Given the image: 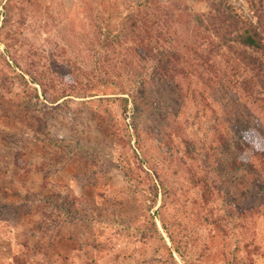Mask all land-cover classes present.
<instances>
[{"label": "rangeland", "instance_id": "1", "mask_svg": "<svg viewBox=\"0 0 264 264\" xmlns=\"http://www.w3.org/2000/svg\"><path fill=\"white\" fill-rule=\"evenodd\" d=\"M222 1L257 23L248 0ZM214 8V0H0V264H21L15 254L28 255L26 264H176L159 235L129 239L138 230L121 218L153 198L124 195L122 165L139 188L158 182L153 211L167 188L162 214L190 261L264 264V175L230 170L232 156L220 150L214 169L203 158L236 114L264 131L251 71L198 24ZM23 152L26 183L15 175ZM211 183L225 192H205ZM43 198L88 216H59ZM102 226L120 240L109 243Z\"/></svg>", "mask_w": 264, "mask_h": 264}, {"label": "trees", "instance_id": "2", "mask_svg": "<svg viewBox=\"0 0 264 264\" xmlns=\"http://www.w3.org/2000/svg\"><path fill=\"white\" fill-rule=\"evenodd\" d=\"M248 1L250 5H252V8H254V12L257 18L256 24L246 20L236 11V9L232 5L222 0H214L216 4V8H214V11H211L205 19L197 16V20L200 26H205L207 29L213 31L218 37L219 43L223 47L228 49V51L237 60L246 64L247 68L251 71L249 82L246 83L248 85L250 83L251 85H254L255 89H257V91H259L264 96V0ZM141 14L146 15L147 13ZM172 56L174 55L172 54ZM222 75L225 76V72ZM5 76L3 75L2 77H0L1 84H3ZM21 77L25 79L23 75H21ZM214 78H217L215 74ZM211 91H213V89H210V93L212 98H215V95H217V93H212ZM43 97L45 101L49 100L48 95L45 91H43ZM36 98L41 101V96L38 93ZM58 102L59 100H57L55 103ZM42 103L45 104V102ZM26 104L28 105L29 102H27ZM212 104L214 105L213 101ZM41 128L44 131L47 129V125L42 124ZM223 130V132H218L219 130L216 129V132L218 133L215 136L216 140H214V143H217V145H214L216 147H214L213 153L209 152L207 157L206 155L203 156L196 148L192 149L191 151L193 145L188 144V154L195 153L197 156H203V158L206 159L205 161L207 162V164L211 163V166L214 169L213 166L217 167V165L222 164V162L217 159V152H219L218 150H220L222 154H229L230 156H232L228 163L230 170L238 172L246 170L248 173H258L256 176L261 174L264 175V139H262V137H264V131L261 128L259 129L252 127L249 122H244L239 116L237 117V114L236 120L229 121V126ZM60 142L64 143L65 141L61 140ZM57 146L60 147L61 145L59 144ZM60 148L62 149V147ZM71 152L73 153V151ZM247 153V159H242L241 157H239L241 154L246 155ZM24 154L25 152L19 153L15 157V164L18 168L15 175L22 182H25L24 179H26L30 174V171L25 169L26 161L22 157L24 156ZM205 161H203V159H200V163L202 162L204 166L206 163ZM122 166L126 182L128 183V185H130L129 188L123 190L124 195L129 193L127 195L138 196L139 194H145V192H148L149 196L153 198L151 204L148 207L141 208V210L136 215H133L132 217L123 216L121 218L122 226L126 228L127 231H132L134 228L138 230L137 233H134L138 237L133 238L131 235H129V239L133 242H144L153 238V235H159V239L171 251V256L175 260L176 264L180 263L176 261L175 254L180 257L184 264H195L189 260L188 249L186 247L187 245L183 244L181 240L179 241L178 239H176L174 234L175 225L173 223H169L166 220V217H164L162 214V210L166 206L164 197L167 198V188L164 189V192L163 190L161 191L162 195L164 196L163 200L161 199V205H159V208L156 211H153L159 203V194L161 188L159 187L160 185L157 184L158 182L153 183V185L148 187L146 190L145 188H139V186L135 184V173L133 172L132 168L130 166ZM143 167L144 164L141 163V165L138 167V171L144 173ZM207 177L208 175L205 176V178ZM214 179H216V177ZM209 185L210 190H205V192L212 193L213 195H219L220 193L225 192L224 187L221 190L217 189L218 187H216L213 183ZM226 195L229 196L231 195V193L227 192ZM132 198L136 199L137 197ZM70 199H72L71 203L73 205L77 204L78 200L75 199L73 195L70 196ZM41 203L46 210H49V208H53V210L59 212V216L66 215L68 216L67 218H70L73 221L77 219V216H81L82 219H85L86 215L89 212L88 210H86L84 211L83 215H80L81 211L72 214V211H70L69 209L70 206H68L67 204L55 203L54 201L44 200V198L42 199ZM241 211L244 213V215H247L249 213V209L241 208ZM157 221L161 223L163 231L159 229ZM224 221L225 220L223 219L213 220V222L216 225L219 224V226L224 225ZM106 230V227L102 226L99 231L103 233L102 235H109L108 237H106L109 243H115V241L120 240V232L114 233L109 231L107 233ZM164 233L167 235L169 240L166 239ZM169 243H171V246L169 245ZM26 246L28 247V245ZM24 258L28 259L29 256L23 255L22 257L21 254H15V256L12 257V259L16 263L26 264L28 260Z\"/></svg>", "mask_w": 264, "mask_h": 264}]
</instances>
